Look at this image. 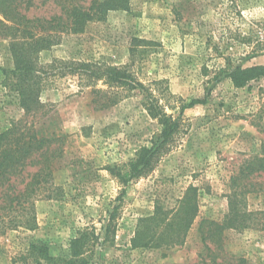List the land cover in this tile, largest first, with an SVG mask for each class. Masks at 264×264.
I'll return each instance as SVG.
<instances>
[{
  "label": "rangeland",
  "instance_id": "1",
  "mask_svg": "<svg viewBox=\"0 0 264 264\" xmlns=\"http://www.w3.org/2000/svg\"><path fill=\"white\" fill-rule=\"evenodd\" d=\"M125 4L127 9L110 11L105 20L89 22L80 33H64L59 45L40 54V64L46 68L57 59L124 66L130 62L132 39L143 38L159 44L150 49L145 79H167L174 94L206 103L185 112L187 133L155 170L125 186L115 174L151 145L160 126L147 114L138 93L100 110L91 89L81 91L77 77L56 70L40 94L41 113L28 117L41 137H65L64 153L53 164L55 193L50 200L36 202L34 229L0 230V264H35L34 257L41 264H63L50 263L45 256L64 258L71 240L87 228L100 237V245L88 255L93 264H232L240 259L264 264L263 229L226 230L217 256L210 254L200 232L203 219L225 220L232 176L260 154L264 144V77L244 88H236L229 78L237 67L264 66V0ZM21 11L29 18L62 14L53 1L43 0ZM13 68L10 40L0 37V135L25 117L9 87L7 72ZM191 186L199 195V214L185 243L133 249L139 219L152 215L157 203L175 207ZM115 207V237L101 245ZM245 208L263 212L264 193L249 194ZM33 244L45 250H31ZM208 245L215 250L214 244Z\"/></svg>",
  "mask_w": 264,
  "mask_h": 264
},
{
  "label": "trees",
  "instance_id": "2",
  "mask_svg": "<svg viewBox=\"0 0 264 264\" xmlns=\"http://www.w3.org/2000/svg\"><path fill=\"white\" fill-rule=\"evenodd\" d=\"M53 1L62 14L51 18H29L21 11L34 5V0H0V37L10 40V52L14 68L7 72L10 89L17 95L19 106L25 117L13 122L0 135V230L25 228L32 230L37 225L36 202L53 198V164L64 153L65 137H41L28 117H37L42 111V93L47 78L56 70L61 76L71 75L79 80L81 91L91 89L95 108L104 110L138 93L141 104L161 132L151 140L150 146L142 147L125 169L115 174L123 185L152 173L155 168L179 144L188 131L185 112L205 100L184 99L174 94L167 79H145L143 68L147 65L151 48L159 46L155 41L133 38L130 62L124 66H113L102 62L57 60L42 66L40 54L61 43L64 33L77 34L84 31L89 22L105 20L110 11L127 9V0H43ZM141 67V75L139 70ZM264 77V66L237 67L229 72L236 88L247 87L252 81ZM261 153L244 162L239 172L231 178L229 212L223 222L203 219L200 223L202 240L210 254L217 256L222 251L223 234L228 229L264 230V211L248 212L246 197L252 193H264V144ZM34 167L32 174L28 168ZM22 187V188H19ZM197 189L189 187L173 208L157 203L152 215L139 219L131 239L133 249H152L163 246H180L185 243L188 232L199 214ZM117 207L110 213L101 245L113 240L117 229ZM214 244L215 250L208 244ZM100 245L95 230L87 228L79 232L70 242L69 254L59 260L50 255V263L93 264L89 254ZM45 250L36 244L31 250ZM32 252V251H31ZM41 264V259L33 258ZM194 264H208L201 261ZM213 264H220L214 260ZM246 264L245 260L238 263Z\"/></svg>",
  "mask_w": 264,
  "mask_h": 264
}]
</instances>
